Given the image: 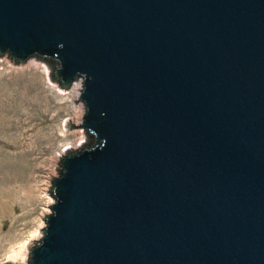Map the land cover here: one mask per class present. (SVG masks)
<instances>
[{"label": "water", "instance_id": "1", "mask_svg": "<svg viewBox=\"0 0 264 264\" xmlns=\"http://www.w3.org/2000/svg\"><path fill=\"white\" fill-rule=\"evenodd\" d=\"M5 54L84 86L29 264H264V0H0Z\"/></svg>", "mask_w": 264, "mask_h": 264}, {"label": "rangeland", "instance_id": "2", "mask_svg": "<svg viewBox=\"0 0 264 264\" xmlns=\"http://www.w3.org/2000/svg\"><path fill=\"white\" fill-rule=\"evenodd\" d=\"M83 87L78 79L63 91L36 57L22 66L7 54L0 59V264H29L28 244L41 238L54 202L50 178L60 175L61 154L86 142L82 127H65L67 119L83 123Z\"/></svg>", "mask_w": 264, "mask_h": 264}, {"label": "bare ground", "instance_id": "3", "mask_svg": "<svg viewBox=\"0 0 264 264\" xmlns=\"http://www.w3.org/2000/svg\"><path fill=\"white\" fill-rule=\"evenodd\" d=\"M74 89H77V87L74 86ZM52 203H53V202H52ZM25 252H27V250H26Z\"/></svg>", "mask_w": 264, "mask_h": 264}]
</instances>
